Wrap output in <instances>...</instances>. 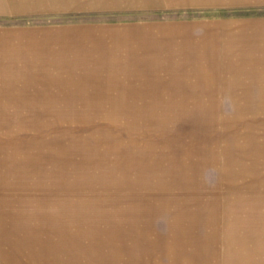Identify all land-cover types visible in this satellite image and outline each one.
<instances>
[{"label": "rangeland", "instance_id": "1", "mask_svg": "<svg viewBox=\"0 0 264 264\" xmlns=\"http://www.w3.org/2000/svg\"><path fill=\"white\" fill-rule=\"evenodd\" d=\"M187 192L221 221L179 264H264V0H0L5 261L170 264L143 239L166 238ZM240 203L238 229L223 214ZM120 219L151 232L119 243Z\"/></svg>", "mask_w": 264, "mask_h": 264}, {"label": "crops", "instance_id": "2", "mask_svg": "<svg viewBox=\"0 0 264 264\" xmlns=\"http://www.w3.org/2000/svg\"><path fill=\"white\" fill-rule=\"evenodd\" d=\"M68 155L66 154L65 161L68 160ZM192 159L191 153H186V155L182 156L181 160L177 163L180 164V170L179 172L181 173L182 170L181 168H186V162H189V159ZM74 156L72 157L71 164L74 166L75 163H81V161L85 164L88 163L87 159H80L76 162L74 160ZM151 161V159H150ZM129 163V160H127ZM200 163V161H198ZM176 164V165H177ZM128 164H126V167ZM175 166V165H174ZM191 166V165H190ZM76 167L74 166V169ZM81 168L83 170L82 173L76 172L73 173L72 175H90L88 170H85V166L82 167H77ZM190 167L187 168L185 173V183L182 184V186H187V183L189 182L188 177H190V170L188 171ZM78 170V169H76ZM200 173H201V168H200ZM174 174V173H173ZM197 175V174H196ZM200 175V174H199ZM181 177L180 182H183L184 179ZM192 190V189H191ZM192 192V191H189ZM180 194H187L186 197H179V200H184V201H190V205H184L180 204L178 207L179 210V215L174 216L171 219V223L169 226V234L166 236V238L158 237V239L151 238L150 237V248L152 247L155 249L156 246L162 245L163 250H162V255L159 253V256L161 255L162 257L168 258L170 260V264H179V262L182 260H196L197 254H190L187 252H183V248L185 249L186 247L193 246L195 247L196 244H199L201 240H198L197 236H194L193 231L196 230V228L200 227H216L218 224H220V219L217 217L219 209L215 204L212 206L210 203L207 205L200 204V198L198 196H193L189 195L187 193H180ZM244 195H240L239 197H243ZM183 198V199H182ZM253 205L250 207L252 208ZM245 205L243 203L240 204H229L225 207L224 211V220L227 221L228 223H232L234 225H239L238 229H241L242 226H244L248 221V217L245 216L242 213L244 211ZM167 212V207L164 205L163 206V214ZM156 215H159V209L156 210L155 208L150 209V223L152 220V217ZM4 217L0 215V264H6L7 261H5V258H9L11 254L13 255V249L12 248V243L13 242V237L10 236L8 233L12 234L11 229H7L8 226L5 225L4 223ZM228 218V220H227ZM246 221H245V220ZM6 226V227H5ZM15 230V229H14ZM17 230V229H16ZM15 230V231H16ZM151 232V230H150ZM229 232V231H228ZM15 237H20L19 234L14 233ZM213 240V238L211 239ZM261 240L264 241V237H261ZM226 241L227 242H241V243H246V242H251V243H256L257 241L253 238L245 237L243 235L237 236L236 234L231 233L230 235L228 234L226 236ZM204 241L201 242L200 245ZM263 244V243H262ZM258 251L261 252L264 249L257 247ZM177 249V250H176ZM179 249V250H178ZM176 250V252H174ZM238 253L242 256L245 257L247 254L246 251H249V247H246V245H242L239 249H237ZM177 256V257H174ZM18 257V255H17ZM172 258V259H171ZM8 264V263H7ZM183 264V263H182Z\"/></svg>", "mask_w": 264, "mask_h": 264}, {"label": "bare ground", "instance_id": "3", "mask_svg": "<svg viewBox=\"0 0 264 264\" xmlns=\"http://www.w3.org/2000/svg\"><path fill=\"white\" fill-rule=\"evenodd\" d=\"M90 188V187H89ZM137 207H140L139 205L137 206ZM130 209V214H133L134 213V209H135V206H133L132 208H129ZM120 224L121 225H127L128 224V226H131V228L133 229V232H134V234H135V237H130V236H125L124 235V233H123V231L121 230V229H119V233H120V235L121 236H117V239H118V242L119 243H122L123 241H125V240H131L132 242H134L135 244H137V240H138V242H140V241H142V237H137L138 235L137 234H139V232H141V231H143L144 233H148V232H150L148 229H139V230H136V228H134L135 227V221L134 220H132V219H130V220H123V219H120ZM125 232V231H124ZM142 238V239H141ZM106 240H110V239H112V237H108V238H105ZM143 240H145V241H148V242H150V238L147 236V237H144V239ZM152 248V247H151Z\"/></svg>", "mask_w": 264, "mask_h": 264}]
</instances>
